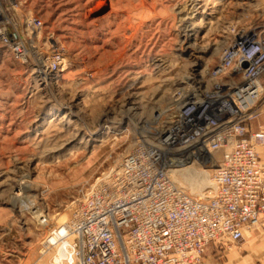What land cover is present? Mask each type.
Returning <instances> with one entry per match:
<instances>
[{"label": "rangeland", "instance_id": "rangeland-1", "mask_svg": "<svg viewBox=\"0 0 264 264\" xmlns=\"http://www.w3.org/2000/svg\"><path fill=\"white\" fill-rule=\"evenodd\" d=\"M14 2L11 9L6 1L11 25L30 37L27 19H40L33 45L46 55L59 46L63 62L40 79L31 60L20 63L0 45V264H54V247L39 254L47 232L33 208L51 225L65 223L82 191L130 144L135 125L153 121L173 88L198 80L238 31L264 27V0ZM185 27H193L188 50ZM101 123L110 126L91 138ZM195 164L213 187V166ZM169 175L196 197L173 169ZM19 178L30 187L13 207Z\"/></svg>", "mask_w": 264, "mask_h": 264}, {"label": "built area", "instance_id": "built-area-1", "mask_svg": "<svg viewBox=\"0 0 264 264\" xmlns=\"http://www.w3.org/2000/svg\"><path fill=\"white\" fill-rule=\"evenodd\" d=\"M6 1L16 7L0 0V45L20 63L31 60L40 79L56 74L62 49L39 51L33 41L43 23L27 19L24 36ZM263 74L264 27L238 31L191 89L173 88L153 121L131 129L130 144L82 191L65 223L51 225L33 208L47 232L40 256L56 236L70 250L63 264H211L203 260L208 243L229 248L247 229L264 230V130L250 129L261 112ZM185 158L216 160L210 197H193L171 179V162Z\"/></svg>", "mask_w": 264, "mask_h": 264}, {"label": "bare ground", "instance_id": "bare-ground-1", "mask_svg": "<svg viewBox=\"0 0 264 264\" xmlns=\"http://www.w3.org/2000/svg\"><path fill=\"white\" fill-rule=\"evenodd\" d=\"M185 28H187V30H183L181 41L183 43H186L185 48H186V50H188V48H190V46H192L191 33H189V32L193 30L192 29L193 27H185ZM21 29L22 28H20V30ZM132 108L133 107H131L130 109H132ZM102 121L104 123L110 122L106 118ZM104 123L98 124V128H94V130H88L89 136L91 138H93V136L98 135V133H103L102 130L104 128L108 129L110 125L109 124L104 125ZM190 159L191 158L173 160L171 162V168L170 169L171 170L173 169V172L175 173V175L180 177L181 180L183 182H185L190 187L194 196L199 197V198L200 197L201 198L210 197L212 192H214V190H215L214 182H213V187H212V183L210 182L207 170H203V169H201V167H197V165L195 164V161L190 160ZM203 160L205 162V163H202L203 165H210V166L215 165V162L211 159L205 158ZM170 169H169V171H170ZM11 186H12L14 192L11 193L9 196L10 204L13 207H15L17 202L24 203L27 199L24 196H22V193L27 191V189H29L28 187H30V186L28 184H26L25 181H23L21 178L17 179L14 183L12 182ZM50 240H51V243L53 244V246H51V248L54 247V249H55V254L52 258V263L63 264L64 258H66L68 256V253L70 252L68 246L64 243H60V241L57 240L56 236H53ZM51 248H49V250ZM49 250L43 255V257L47 256Z\"/></svg>", "mask_w": 264, "mask_h": 264}, {"label": "crops", "instance_id": "crops-1", "mask_svg": "<svg viewBox=\"0 0 264 264\" xmlns=\"http://www.w3.org/2000/svg\"><path fill=\"white\" fill-rule=\"evenodd\" d=\"M258 128L264 130V99L261 112L250 127L251 130ZM258 151L264 161V145L258 147ZM203 256L204 261L211 264H264V230L247 229L243 239L229 248L210 242L206 245Z\"/></svg>", "mask_w": 264, "mask_h": 264}]
</instances>
